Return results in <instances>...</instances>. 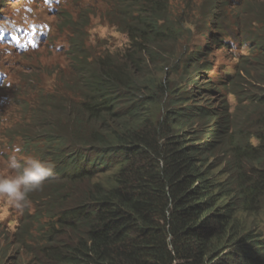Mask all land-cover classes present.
Wrapping results in <instances>:
<instances>
[{"label":"trees","instance_id":"1","mask_svg":"<svg viewBox=\"0 0 264 264\" xmlns=\"http://www.w3.org/2000/svg\"><path fill=\"white\" fill-rule=\"evenodd\" d=\"M152 6L137 11L121 59L95 56L84 8L65 19L74 80L63 97L29 104L20 133L62 178L36 192L48 202L20 232L35 264H264V56L230 76L236 101L248 105L231 110L228 164L208 165L225 123L211 125L206 113L195 131L201 106L155 116L166 85L147 61L165 10ZM78 180L86 182L72 189Z\"/></svg>","mask_w":264,"mask_h":264},{"label":"clouds","instance_id":"2","mask_svg":"<svg viewBox=\"0 0 264 264\" xmlns=\"http://www.w3.org/2000/svg\"><path fill=\"white\" fill-rule=\"evenodd\" d=\"M24 6H30V0H25ZM22 20L23 17L20 16L13 23L16 26H19ZM25 23H27V21ZM2 26L6 28H11L13 24H8L5 22L2 23ZM253 57L255 58L254 55ZM250 64L252 65L251 60H250ZM183 74H185V72ZM173 79L174 76H172L171 74H168V76L165 79H163L166 85V90L164 88V91L160 96V100H161L160 104L158 105L157 110L154 111L155 115L160 114L159 117L161 119L162 118L165 119L166 117L168 119V113L171 110H179L180 108L191 107V106H187V104L194 103L196 106L200 107L201 103L203 102L201 97H199L201 87L204 88L206 86L208 87L209 91H211L209 92V94L211 95V98L217 100V102L216 101L214 102L215 103L214 106L217 109H219V107L226 108L228 102L230 103L229 99L232 98L231 89H229L224 95L225 89L227 88V83L229 81H226L221 75L218 74L210 77H203V79L197 77L196 80L194 81L193 76L186 73V78H182L183 83L180 82L181 86H177L179 83L177 84V82H175ZM195 82H198V84L195 86L196 92L195 93L187 92L185 86L187 84L193 85ZM214 90L218 92L217 97H214V95L212 94V91ZM168 92H170L169 95L167 94ZM168 97H170L172 101L169 100ZM47 100L55 101L56 97L55 96L52 97V95H48ZM164 102H166L167 104L166 106L163 105ZM247 105L248 104H246L245 106ZM209 106H213V105L209 104ZM252 109L253 107H251V110ZM212 110L214 109H209L210 112ZM201 112L205 114H202V116L201 115L197 116V119L194 121L195 124L193 123L194 124L193 128L195 131L196 129H198L199 123L203 122L206 119L207 112L206 111L205 112L201 111ZM208 116H209L207 117L208 121L209 122L211 121V123L212 122L215 123V118H213L214 116L209 114V112H208ZM29 121H30L29 116L25 113L24 116L22 117V120L17 122L19 123L18 125L25 124V126L21 128L18 135H20V133L26 127ZM184 131L185 133L191 131L190 124H185ZM220 138L221 135L218 138V141L220 140ZM17 140L21 141V144H19V146L22 149L23 157L18 158V156L16 155L21 151L18 147L12 150L13 154L10 151L8 157V167L12 169L15 174L7 177H0V197L6 198L7 201L11 202L16 209L23 211L19 221V226L16 229L15 233H13L12 237H20V232L23 229V226L26 223H33V221L35 220L34 214L36 211H38L39 204L41 203H44L45 205L47 204L48 200H46L44 197H37L40 194L36 192L43 191L45 186L48 187L46 183L49 182L55 176L54 167L51 163L41 160L37 155H35L30 150H28L25 146L24 140L21 137L18 138ZM17 140L16 142H14V144H18ZM217 143L218 142L216 140L211 150L212 155ZM10 147L11 146H9V150ZM226 147L227 148L223 152L224 156H227L229 152L228 145ZM52 215L53 214L44 216L43 214L41 215V217L44 219H49ZM8 242H11V245H8ZM13 253H16L18 255V264H35L34 260L32 259L31 253L25 252L21 248L19 239L8 238V240H6V238H4L3 242L0 243V254L3 255L9 254L11 256V254ZM23 258H27L26 263H21Z\"/></svg>","mask_w":264,"mask_h":264},{"label":"bare ground","instance_id":"3","mask_svg":"<svg viewBox=\"0 0 264 264\" xmlns=\"http://www.w3.org/2000/svg\"><path fill=\"white\" fill-rule=\"evenodd\" d=\"M259 1H261V5L264 7V0H259ZM81 5H83V4L82 3L79 4V8L82 7ZM235 8H236L235 10L238 11V9H239L238 3H236ZM50 11H51V8H49L47 13H46L48 19L50 18V16H49ZM200 11L202 12V17L204 19V21H202V24H195L196 22L191 21L190 26L181 28L177 33L171 32L174 30L172 29V27L170 25H167V26H164V25L157 26L156 25L157 30L155 32L159 33L161 38L155 37L158 39V41H157L158 43H156V45H155V48H154L155 51L152 53L151 58L148 59V61H147L148 65L150 67L154 68V69H150L153 75L158 76L161 73L163 79H165L168 76L169 72L171 71V66H170L168 61L171 58L172 51L174 49H176L178 47V45H181L185 49V51L187 52V53L183 52V55H181L179 58L180 69L183 72H185V74L183 75V78H186V73L193 76V77L195 76V72L193 70L194 64L191 61V59L194 60V59L199 57V59L204 60V58L207 57L204 55V53L206 50H208L209 44L212 48L214 47V45H213L214 35H210L208 32H202L203 30L206 29L205 22H207V21L210 22L213 25V27H215L216 23L218 22V19H217L218 13L213 14L212 11L206 10V9L200 10ZM225 11H227L226 15H228V16L229 15L231 16L234 13L231 6H229V8L226 10H222L221 13H224ZM99 27H100V24L97 26V29L95 31L96 33H98ZM194 31L195 32L200 31V33L198 34V37H197V44L199 45L200 48L197 51L190 48V45H189L190 43H189V39H188L191 35H194V33H195ZM218 39H219V37H218ZM189 53H190V55H189ZM250 65L251 64H250L249 58H243V61L239 65V67L250 69ZM177 86H181V84L179 83ZM231 88H232V86H231L230 82H228L224 95ZM165 90H166V88H165ZM191 90L192 89L188 86L187 92H191ZM169 93L170 92H168L167 94L169 95ZM136 94H139V92H136ZM142 98H143V96L140 94L139 99H142ZM168 98H169V100H171L170 97H168ZM143 100H144V98H143ZM243 104H244V102L242 101V98L240 99V102H237V101L235 102V106H241ZM163 105L166 106L167 105L166 102H164ZM231 110H232V108H229V106H228L227 108L219 107V109H217L215 111L216 117L221 121V123H225V124H222L223 130H222L221 138L217 143L216 149L214 150L218 153L213 152L212 157H210V159L208 161V165H214V167L221 168V169H223L224 166H226L228 164V162L226 161V159H219V160H217V159L221 156V153H222L221 150H225L227 148L226 147L228 145L227 141L232 139L233 136L236 134L235 130H232L231 127L237 121V117L235 116V113L232 112ZM218 112H219V115H218ZM155 116H157V118H159L160 114H156ZM226 123L228 124V127L226 126ZM59 131H62V129L59 128ZM75 143L77 145L80 143V141L75 140ZM224 144H225V147H224ZM228 155H230L229 152H228ZM52 179H55L56 181L62 180V178L59 176V174H57V176H54V178H52ZM85 182H86L85 180H78L77 183L75 182L74 184H71L69 186L72 189H74L76 184H82ZM63 183H64V185L66 184L65 182H63ZM63 183L58 182L59 185L60 184L62 185ZM46 184L50 185V186H54L55 182L50 180ZM63 194H64V192H63ZM70 197L68 198L64 194L59 199L63 200V199L67 198V201L70 202ZM15 227H17V224H15ZM67 227H69V226H67ZM26 228H27V226H26ZM0 231H1V228H0ZM25 232H26V230H25ZM5 238H6V240H8V237H5ZM12 238L13 239H21L22 236H20V237L10 236L9 237V239H12ZM8 245H11V242H8Z\"/></svg>","mask_w":264,"mask_h":264},{"label":"rangeland","instance_id":"4","mask_svg":"<svg viewBox=\"0 0 264 264\" xmlns=\"http://www.w3.org/2000/svg\"><path fill=\"white\" fill-rule=\"evenodd\" d=\"M68 5L74 12H79V7L76 5L75 0H71ZM118 14L119 16H124L127 14V12L118 11ZM198 20L199 16L197 12L194 11L193 21L196 22ZM106 38H108V40L101 41L100 43H102L106 48L110 50H116L127 43V38L124 34H122L116 27L114 28L112 25H110L107 21H102L97 33V39ZM93 39L94 38H92V40ZM55 50H58L56 45L41 47L39 50L23 56L21 59V68L24 70H29L28 74H41L57 58ZM222 56L223 55L215 56L214 61L216 65L220 63L221 67L227 66V68L230 69L233 62L232 58L228 56ZM232 70L233 68H231V71ZM8 145L12 146L11 143H7V147ZM214 152L218 153L216 151ZM221 152V156L217 160L226 158V156H224L223 154L224 150H221ZM14 174L15 173L8 167V156L6 150L5 154L3 156H0V177H7ZM22 212L23 211L16 209L11 202L7 201L6 198L0 197V243L3 242L5 237L9 238L13 235V233H15L16 229L19 226ZM15 224H17V227H15ZM9 256V254H0V264H18V255L16 253L11 254L10 257ZM26 262L27 258H23L21 261V263Z\"/></svg>","mask_w":264,"mask_h":264}]
</instances>
